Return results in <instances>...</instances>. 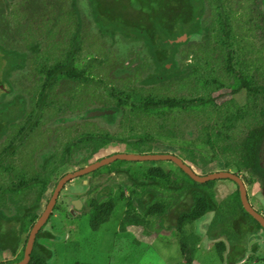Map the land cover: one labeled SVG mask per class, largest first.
Segmentation results:
<instances>
[{
	"label": "rangeland",
	"instance_id": "374dc122",
	"mask_svg": "<svg viewBox=\"0 0 264 264\" xmlns=\"http://www.w3.org/2000/svg\"><path fill=\"white\" fill-rule=\"evenodd\" d=\"M19 1H22L20 5L25 17V27L23 29H26V31L30 29L29 37L24 36L26 41L22 39L15 40L14 35L9 34L10 31L13 32L12 27L14 25L11 17L15 14H12V11L15 12L18 9ZM59 1L57 3L61 7H56L60 9L57 13L51 5L48 8L52 9L55 15H60V20L66 22L67 28L69 25H75V19L73 18H75L76 10L72 8L71 2L69 1L68 3L67 1L68 4H66L64 0ZM97 1L103 4L104 0ZM179 1L184 7L185 0ZM188 1L186 3L188 4L187 13L189 14L179 17L178 13L181 12V9H177L176 1L165 0V8L158 12H162L163 15L165 13L170 14L168 18H170L172 24L169 25L170 27H165L163 25L158 26V22H156L151 27L152 29H159L161 33L163 32L162 37L159 38L160 40L158 39L157 41L156 39L155 42L153 41L150 44L152 50L159 49L163 51L164 56H170L175 48L170 44H162V38H173L176 36L177 40H179L182 36H185L184 32L190 33V36L197 32L198 25H193V21L197 14L198 6L194 5L193 0ZM246 1L217 0L211 4L209 10H213V14L216 10L217 12L221 11L223 15H226L227 21H217L212 24L211 41H213V44H209L208 49L211 50L209 55L202 52L200 44H186L181 47V53L183 57L185 55V58L179 59L180 66L190 65L194 72H192L191 77L172 82L168 87H166V84L160 83L154 85L150 83L151 86L144 87L136 85L135 81L141 78L143 73L138 74L135 69L133 71L131 69L142 65L143 69L141 72L146 70L150 74L154 67L153 54L149 51L146 44L142 45H145L147 49H142L141 44L136 43L123 44L119 42L108 44L109 40L107 37L104 38L105 42L102 41L103 44L99 43V41L103 40L100 36H98V42H95L97 40L96 37L85 38L86 41L82 43L84 45L80 47L72 60L71 68L84 70L83 76L88 81H79L77 77L75 78V75L65 76L64 74L59 76L52 89H48V97L49 100L60 103L61 110L56 111L57 109L55 110V108H47L44 111H39L38 114L35 112L36 106L34 103L45 80L44 76L39 75L36 71L41 66L52 67L56 63L63 61V52L62 50L53 51V54L45 52L49 44H52L53 47L51 48L55 50L54 45L58 43L52 41L47 44V39L44 38L43 33L35 26L38 22V19H36L38 13L36 15H32L30 12L27 14L23 9V5L28 0H0V20L4 22L3 25L7 29L6 31H8V37L3 35L1 43H4L7 47H14L20 50H24L27 46L26 44L32 41H40L41 44V49L35 53L32 64L30 63L24 69L17 71L9 72V62L12 58L11 50L0 51V85L8 91L6 95L3 92L0 93V156L3 157L1 160L5 161V164H0V188L4 189L12 185V183L18 184L22 181L31 182L35 175V177H41L44 173H52L53 165L58 163V160L65 154L66 150H71V156L67 158L71 162L72 158L76 159V161L88 158L86 162L77 165H72L69 162L57 165V169L52 175L54 179L49 183L48 191L41 197V201L38 203L40 205L36 211L38 218L44 203L49 199L51 189L55 185L54 183L61 176L111 154L170 153L179 156L186 165L188 164L198 174H206L217 171L216 169H222L223 165L220 163H211L203 170L194 168L193 165L185 160L184 155H182L184 152L181 154L175 146L181 145L182 142L190 143V141L202 145L201 139L196 140V137L199 136L200 127L212 124L208 118L209 115L213 119L214 115H217L216 111L224 110L223 105L228 102H231V109H234L235 106L236 108L242 107L246 111L251 103H255L256 106L261 105L260 96H257V94L245 96L246 94L243 90L238 93H232L231 90L236 85L235 80H227V76L223 72L227 51H230L233 58L232 64L235 69L239 67L242 69L239 66V60L245 56L244 60L247 61V64L245 62L243 66V73L246 76L251 77L255 75L257 66L262 67L261 63L264 61L262 58L264 57V48L260 44H254L256 40H261L259 31L255 30L254 26L255 29L251 27L254 24L253 22L247 24L244 22V18L240 16L242 12L239 9L245 5ZM126 2L127 6L123 5L124 7H122L121 4L119 5L120 8L122 7L120 10L121 19L119 21L109 20L97 12L98 16H101V24L110 27L114 31H120V33L129 34L132 31H136L137 33V30H139L137 24L147 22L145 18L146 13L148 14L147 9L158 6L156 0H126ZM257 2L258 0H253L252 3L256 5ZM77 3L79 9H81L84 21H82V25L85 24L86 28L98 34L96 29L93 28L94 26L89 16V13L92 16L97 15V13L93 9H88L85 0H78ZM104 5H108V3H104L102 7ZM48 8L39 11V15L43 16L46 14ZM234 8L236 10H233ZM227 10L230 11L227 12ZM17 17L20 19L19 15L15 18ZM71 18L72 21L70 22ZM20 21L23 20L20 19ZM248 26L250 27L247 31ZM130 35L135 36L136 34L131 33ZM140 36H142L140 38L143 41L147 38V36ZM192 38H196V35H193ZM105 43L107 47H105ZM127 46L129 47V51L126 50ZM245 50L249 54H243ZM217 54H220L219 61L208 63L213 60L209 56L214 58ZM107 56L112 57L114 60L117 57H124L118 61L125 68L116 67V70H123L122 73L113 71V65L110 67L111 64L103 60ZM7 73L8 76L6 77ZM109 74L114 76L113 81L108 79ZM260 77L257 76L259 81ZM3 79H6L5 84H2ZM112 91L113 93L111 94ZM115 93L121 94L123 97L127 96L128 102L120 103L123 111L121 110L122 113L120 112L117 115L113 123H107L111 117L105 114L89 117L92 112L112 111L109 109V106L112 105L110 103L115 104L118 102V99L114 97ZM30 96H34V98L31 99ZM255 97L256 100L254 102L252 100ZM194 98H208L209 101L204 105L190 106L187 109H166L165 106H158L154 109H149V111L133 107L131 103H138L149 99H152V101L165 99H182L187 101ZM80 104H82L81 107ZM35 113L38 117V121L35 124L36 127L30 130L26 138L17 143L16 148L12 149V152L6 154V150L10 148L11 144H14L12 140L18 137L20 129H23L25 126L26 120L30 122V115L32 116ZM168 131H173L175 136L169 138L166 133ZM88 134H109L113 139L122 140H137L138 137H144L146 138L143 144L144 151L129 147L124 142L110 143L96 154L88 157ZM150 138H153L154 141H149ZM168 140H175L174 142L176 143L172 147H168L166 145L169 143ZM76 141L78 143H75ZM202 146L203 149L200 147L196 154L199 156L202 153L210 155L207 147ZM50 154H53V156L49 163L46 159L51 156ZM128 164L139 165L143 169L151 167V165H159L163 169L172 165L171 162L167 161L128 162ZM120 165L118 161H115L107 165V167L104 166L100 170H96V172H91L90 176H88L92 179L98 173L103 174L109 168L112 169L114 167L116 169ZM5 166L11 171L6 169ZM103 177L105 176L101 178H97L96 176L91 183L88 184L87 182L85 184V180L88 177L84 175L71 180L61 190L51 216L44 225V229L50 231L56 239H39L41 244L52 250V258L48 264H188L179 251V235L176 229H170L169 220L165 223L161 222V228L153 224L154 218H146L143 221L124 224L122 223V217L125 216V213H132L125 205H122L123 208L113 214L110 220L101 227L100 231L97 233L91 232L88 216L90 210L89 204L93 196L92 194L85 193L89 188L88 186H93L97 182L99 184ZM109 182L108 186L114 192L113 198L116 197L115 193L121 191L125 200L131 199L133 194L139 191L138 187H134L125 181L124 175H113L112 180ZM228 183H222L221 181L215 183L214 181L213 190L218 199H222L231 191ZM35 187L38 188L39 186ZM35 187L24 186L19 189L20 191L12 192L9 198H6V195H0V198H3V200H0V228L2 230L7 225L15 224L13 226L15 231L18 228V222H22L21 216L23 209L27 208L26 205L31 202H33V205L34 202L37 205L38 201L35 197L37 189ZM8 189L11 190L12 188H6V190ZM71 196L79 199L83 198V205L85 206V209L81 208V210L84 209L83 211L70 212L71 206L69 200ZM106 200L101 198L99 202L102 203ZM208 219L209 215H206L202 221L193 222L191 225L183 227L186 233L193 232L199 236L198 253L194 255L193 262L190 264L224 263L220 261L216 252L211 250L213 243L205 232L207 227L206 221ZM10 239V234L6 235V233H3L0 236V240ZM11 261H13L12 253L4 251L0 247V263H10Z\"/></svg>",
	"mask_w": 264,
	"mask_h": 264
},
{
	"label": "trees",
	"instance_id": "16d2710c",
	"mask_svg": "<svg viewBox=\"0 0 264 264\" xmlns=\"http://www.w3.org/2000/svg\"><path fill=\"white\" fill-rule=\"evenodd\" d=\"M59 0H28V2L23 5V9L27 14L32 13V15H36L38 13V19L37 24L35 25L39 31L43 33V36L45 39H47L48 42H57L58 44H55V50H53L51 47H53L52 44H49L47 50L45 52H50L53 54V51L56 50H62V55L64 57V60L56 63L52 67H39L36 72L39 73V75L44 76V82L43 86H41V89L39 93L37 94V99L34 103L36 106V113L39 114V111H44V109L47 108H55L56 111H60V103H56L53 100H49L48 97V89H52V87L56 84V79L64 75L65 76H72L75 75V78L77 77L79 81L87 82L88 80L83 76L84 70H75L71 68L72 60L75 57V55L78 53L80 47L84 44L85 38H91L96 37V41L98 42V36L103 38V40L99 41V43L103 44L102 41H104V38L107 37L109 40L108 44H115V43H123V44H141L142 49L147 47L149 48V51L153 54V60H154V67L152 68V72L149 74L146 70L142 71L143 69L142 65L137 66L136 68L131 69L139 74H142V77L135 81L136 85H139L141 87L144 86H151L157 83L166 84V87H168L172 82L175 81H181L191 77L192 72H194L192 66H180L179 59L185 58V55L183 57V54L180 52V48L183 45H186L188 42H191L194 40L192 38L193 35L196 33H201V31L195 32L193 35L190 36V33H185V40H177L176 36L173 38H162L161 43L162 44H170L172 47H174V51H172L171 55L164 56L163 51L159 49L152 50L150 47V44L152 42L162 37L163 32L161 33L159 29H152L151 27L155 25L156 22H158V26L163 25L165 27H170L169 25L172 24L170 18V14L165 13L163 15L162 12H158L160 10H163L165 8V0H156L157 1V7L153 8L150 7L148 10V14L146 13V23H138L137 27L139 30L131 33H135L137 37L134 35H130L131 33H120V31H114L113 29H110V27H106L101 24L100 22V15L105 16L107 19L112 21H119L121 19L120 10L123 5H128L126 0H104V3H108V5H104L99 3L97 0H85L88 9H93L95 13H99L100 15H90L91 23L93 24V28L96 29L97 33L90 31V29L86 28L85 24H83V18L81 9H79V5L77 3L78 0H64L66 4L69 3V1L72 4V8L75 11V25L69 27H66V22H63L60 20V15H55L54 12H52V9H49L48 7H53L54 11L57 13L61 7L60 4L57 3ZM68 1V3H67ZM177 4V9H181V12L178 13V16L184 17V15L189 14L188 11V4L186 2H189L188 0L184 1V7L182 3L179 0H174ZM217 0H193L194 5L198 6L197 14L195 15L193 25L197 24L198 19L205 17L206 14L209 12V8L213 2ZM22 1H19L18 9L14 12L12 11V14H15L11 17L14 21V25L12 27V31L9 32V34H13L15 40L17 39H24L25 37H29V31L28 29H23L25 27V17L22 13L21 3ZM60 2V1H59ZM61 3V2H60ZM115 6H114V4ZM43 4V5H42ZM122 5L120 8L119 5ZM58 7V8H56ZM115 7V8H114ZM46 14L39 15V11L46 10ZM19 10V11H18ZM78 10V11H77ZM174 11V9H172ZM143 12V11H141ZM175 12V11H174ZM20 13V14H19ZM17 15H19V18L23 21H20V19L15 18ZM80 15V19H79ZM41 18V19H39ZM15 19V20H14ZM34 21V20H33ZM72 21V18L70 19V22ZM83 21V22H82ZM4 22L0 20V51H8L11 50L12 58L9 62V72L10 71H17L22 70L30 63L32 64V61L34 59L35 53H37V50L41 49L40 41H32L27 43L26 48L24 50L16 49L14 47H7L4 43H1V39L3 35L8 34L7 29L3 25ZM27 24V23H26ZM28 25V24H27ZM73 28H71V27ZM31 27V26H30ZM84 27V28H82ZM142 33V34H141ZM226 34V33H225ZM143 36H147V38L143 39L140 38ZM134 36V37H133ZM8 37V36H7ZM228 37V36H227ZM139 38V39H138ZM12 38V40H14ZM160 40V39H159ZM105 42V41H104ZM105 47H107L105 43ZM132 48V46H130ZM209 44H200V48L202 52H205L206 55H209L210 51L208 49ZM147 49V48H146ZM126 50L129 51V47H126ZM125 50V52H126ZM141 52V51H140ZM162 54V55H161ZM243 54L247 55L249 54L248 51H243ZM219 55L209 56V58H212L213 60L208 63H214L219 61ZM124 57L121 56L117 57L116 60H114L112 57H105L103 60L106 62H109L108 64H111L110 67L113 65V71H118L122 73L123 70H116L117 66L118 68H125L121 66L120 59ZM208 58V59H209ZM226 63L225 68L223 69L224 73L227 76V80H235V86L231 90L232 93H238L240 90L245 89L248 92V95L253 96L256 95L258 92L263 91L264 92V70L262 71L260 66H257L256 68V74L253 76H246L243 73V66L247 61L243 59L239 60V66L242 67V69L239 67L238 69H235V67L232 64L233 58L230 54V51L226 52ZM109 67V68H110ZM126 69H128L126 67ZM129 70V69H128ZM111 71V70H110ZM8 76V73L6 74V77ZM231 76V77H230ZM257 76L260 77L257 78ZM114 76L112 74L108 75V79L110 81H113ZM234 78V79H233ZM263 78V79H262ZM153 79V81H152ZM232 79V80H231ZM6 79H3L2 84H5ZM263 82V83H262ZM150 83H153L150 85ZM12 89L13 87L10 86ZM3 92L5 95L6 92L5 89H1L0 93ZM113 91L111 92V94ZM264 95V93H262ZM22 97V96H20ZM19 97V98H20ZM114 97L118 99L117 103H110L112 104L109 106V109L112 110L111 113H105V115L110 116L111 119L107 123H113L116 119L117 115L121 112L122 113V107L121 104L123 102H128L127 96H122L121 94H114ZM31 99L34 98V96H30ZM90 99V98H88ZM83 100V99H82ZM256 97L254 98L255 102ZM209 101L208 98L201 99V98H194L190 100H182V99H165V100H158V101H152V99L149 100H143L138 103H133V107H137L140 110L149 111V109H154L158 106H165L166 109H173V108H189L190 106H197V105H204ZM264 101V97L260 99V102ZM109 103V102H108ZM121 103V104H120ZM231 102H228L223 105L224 110H218L216 111L217 115H214V118L211 119V116L209 115V119L212 122V124H206L200 127L199 129V136L196 137V140L201 139L202 145L207 147V150L210 151V155L203 154L197 155L196 152L200 149V147L203 146L199 144H195L194 141H190V143H183L181 145L175 146L176 149H178L181 154L184 152V158L186 161H188L191 165L194 166V168H198L200 170H203L206 168L207 165L211 163H220L223 165L224 168H230L235 167V169L239 170L242 167H247L251 165L254 161L255 153L257 151V148L259 147V144L261 143L264 135V102L263 106L258 105L256 106L255 103H251L248 107V110L246 111L244 108H236L234 106V109H231L230 106ZM82 104H80L81 107ZM77 107V106H75ZM73 107V108H75ZM233 108V107H232ZM122 110V111H121ZM33 114L30 115L31 119L30 122L26 120V124L23 127V129H20L18 137L24 139L28 136V133H30V130H33V128L36 127V122L38 121L37 115ZM163 114V113H161ZM87 115V114H86ZM90 117V116H89ZM9 124H11L9 122ZM8 124V125H9ZM170 137L175 136L173 131L166 132ZM89 138L87 139V149L89 151V156H92L99 152V150L105 148L110 143H121L124 142L127 146L133 147L136 150L144 151L143 144L146 141V138L144 137H138L137 140H122V139H113L109 134L106 135H92L88 134ZM17 137V138H18ZM241 139V140H240ZM195 140V141H196ZM149 141H154L153 138H150ZM169 143L166 144L168 147H172L175 140H168ZM14 144L10 145V148L6 150V154L12 152V149L16 148L17 143H20L21 141H12ZM180 142V143H181ZM16 143V144H15ZM75 143H78L76 141ZM185 144V145H184ZM205 149V148H204ZM54 153V152H53ZM148 153V152H147ZM51 156L46 159L50 163V159L53 156V154H50ZM5 156V155H4ZM68 156H71V150H66L65 154L62 155V157L58 160V163L56 165H53L52 173H44L41 175V177H35L33 180L30 181H22L18 184H13L8 186L7 188H12L11 190H3L0 188V190H3L0 192V195H6V198H9V195L14 191H20L19 189L28 186H39L36 193L37 198V205L34 202H31L30 204L26 205L27 208L23 209L22 213V222H18V228L14 231L13 226L15 224H10L5 227L4 230L0 228V236L3 233H6V235L10 234L11 239L10 240H0V247L4 249V251H10L13 256V261L11 262H18L23 257V251L26 244V240L28 237L29 230L31 229L32 225L37 219L36 211L38 210L39 206L38 203L41 201V197L48 191V185L51 183L54 179L52 177L53 173L57 169V165L61 163L69 162L72 165L81 164L87 161L86 158H83L82 161H76V159L72 158V162ZM179 157V156H178ZM183 157V156H182ZM196 157V158H195ZM2 156H0V164L4 163V160ZM218 161V162H217ZM121 165L114 169V167L111 169L109 168L105 173L100 174L98 173L96 176L97 178H101L102 176H105L102 178L100 183L96 184L91 191L94 192V198L92 202L89 204V226L91 229V232L97 233L100 231L101 227L106 224L110 218L113 216L114 213H117L119 209L123 208L122 205H125L127 209L131 210V214H126L122 217V223H134L137 221H143L146 218H154L153 224H156L158 227L161 228V224L167 222L169 220L170 229H176V232L179 235V251L184 257V260L186 263L190 264L193 262L194 255L198 253V241L199 236L198 234H194L193 232L186 233L183 230L184 226L191 225L193 222L198 220L200 217L204 216L206 213L219 209V213H223L222 205L217 203L215 200V192L213 190V181H208L205 183H196L191 178H189L181 169H179L175 164L172 163L170 167L162 168L159 165L154 166L151 165V167L142 168L139 165L134 166L131 164H128V161H118ZM184 162V161H183ZM135 164V163H134ZM188 165V164H187ZM189 166V165H188ZM107 167V166H105ZM145 167V166H143ZM190 167V166H189ZM6 169L10 170L7 166H5ZM191 168V167H190ZM114 169V170H113ZM29 170V169H28ZM46 170V169H45ZM100 170V169H98ZM97 170V171H98ZM113 170V171H112ZM11 171V170H10ZM96 172V171H95ZM113 175H124L125 181L130 183V185L134 187H138L139 191L135 194H133L131 199H126L123 196V193L121 191H118L116 194V197L113 198V190L111 187L108 186L109 181L112 180ZM96 176H93L94 178ZM101 198L107 199L104 202H99ZM35 199V198H34ZM0 200H3V198H0ZM223 204V203H222ZM24 207V206H23ZM1 209V208H0ZM85 209V208H84ZM83 209V210H84ZM82 210V211H83ZM137 210V211H136ZM222 211V212H221ZM1 216V215H0ZM51 216V214H50ZM49 216V218H50ZM48 218V220H49ZM5 220V218L3 217ZM2 220V221H4ZM47 220V222H48ZM1 221V220H0ZM6 221V220H5ZM162 222V223H161ZM1 223V222H0ZM8 229V230H7ZM39 239H49V240H55L56 237L48 230L44 229V226L38 231L35 237V241L33 244L32 251L30 253V259L27 264H48L49 261L52 258V250L44 246L39 242ZM23 244V245H22ZM217 255L220 258V261H223L222 251L223 247L218 245L217 246ZM228 263L230 261L228 260ZM81 264H90V263H81Z\"/></svg>",
	"mask_w": 264,
	"mask_h": 264
},
{
	"label": "flooded vegetation",
	"instance_id": "af4514ba",
	"mask_svg": "<svg viewBox=\"0 0 264 264\" xmlns=\"http://www.w3.org/2000/svg\"><path fill=\"white\" fill-rule=\"evenodd\" d=\"M252 2L253 0H247L245 5L239 9V11L241 10L242 12L240 16L244 18L245 23H254L251 27L253 29L256 28L255 30L259 31L261 39L256 40L254 44H260V46L264 48V0H258L256 5H254ZM233 10L236 9L234 8ZM229 11L230 10H227V12ZM225 16L226 15H223L221 11L217 12L216 10V12L213 14V10H209L206 16L198 19L197 24H195L198 25V31H201V33H196V38L187 44H213V41H211V35L213 31L212 24L217 21H227ZM249 27L250 26L247 27V31L249 30ZM196 47L198 48L197 45ZM181 50L182 49L180 48V52ZM261 55L263 54L261 53ZM262 58L264 59V57ZM261 66L262 67L260 68L263 71L264 61L261 63ZM0 88L3 89L2 85H0ZM242 90L245 91V96H247L248 92L245 89ZM5 91L7 92V90ZM262 93L264 92L260 91L257 93V96H260V99L264 97ZM22 140V138L18 137L12 141ZM216 170L217 171L214 172L228 171L238 177L244 189L245 198L249 208H245V206L242 204L240 187L236 182L230 179L213 180L215 183L218 181H221L222 183L229 182L228 184L230 186L228 187H231V191L227 193L222 199H218L216 195H214L217 203L222 205L223 213H219V209H217L218 211L213 210L206 213L195 222L202 221L206 215H209V219L206 221L207 227L205 232L209 235L207 236L213 243L212 248L214 249L211 248V250H214L217 253V246L220 245L223 247V264H264V226L258 220L259 218L264 223V135L259 147L257 148L254 161L251 165L242 167L239 170L235 169V167H230L227 169L223 167L222 169ZM88 175L90 176V173L85 175L88 177V179L85 180V184H87V182L89 184L95 179L94 177L90 179ZM56 183H54L55 185H53L51 189L50 196L56 186ZM96 184L93 186H88L89 188L85 193L92 194L93 197L91 198L90 202H92L94 198V192H92L91 189ZM6 188L7 187H5L3 190ZM48 200L49 199H47V202ZM75 201L80 202L79 209H76V205H74ZM47 202L44 203L41 213L44 210ZM69 204L71 206L70 212L74 211L76 213L79 212L82 207L85 208L83 205V198L79 199L71 196ZM228 260L230 263H228Z\"/></svg>",
	"mask_w": 264,
	"mask_h": 264
},
{
	"label": "water",
	"instance_id": "95a60500",
	"mask_svg": "<svg viewBox=\"0 0 264 264\" xmlns=\"http://www.w3.org/2000/svg\"><path fill=\"white\" fill-rule=\"evenodd\" d=\"M185 38H186L185 36H182V38L179 40H185ZM105 113H111V111L92 112L90 113V117L100 116ZM115 161H128V162L167 161V162H171L175 164L179 169H181L189 178H191L196 183H205L208 181H213V180H218V179H230L239 185L242 204L245 206V208L247 209L249 208L241 182L239 181L238 177L232 174L231 172L220 171V172H212L206 175H198L192 170V168L186 165L182 161L181 158H179L178 156L174 154H170V153H115V154H111L109 156L103 157L94 162H91L79 168L78 170L68 172L64 174L63 176H61L60 179L57 181L56 186L53 189L52 194L44 210L42 211L38 219L34 222L31 229L29 230L28 237H27L26 244H25L24 251H23L22 259L18 262L0 263V264H27L30 259V253L33 248L36 234L46 224L51 212L53 211V208L56 204L59 194L61 190L64 188V186L69 181L75 178H79L81 176L89 174ZM74 203H75L74 205H76V209H79L80 202L75 201ZM258 220L264 226V223L259 218Z\"/></svg>",
	"mask_w": 264,
	"mask_h": 264
}]
</instances>
